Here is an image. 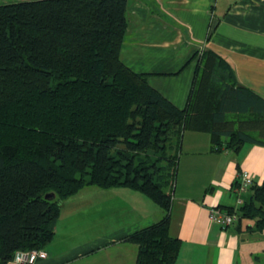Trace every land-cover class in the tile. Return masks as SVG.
Returning <instances> with one entry per match:
<instances>
[{"label": "trees", "instance_id": "trees-1", "mask_svg": "<svg viewBox=\"0 0 264 264\" xmlns=\"http://www.w3.org/2000/svg\"><path fill=\"white\" fill-rule=\"evenodd\" d=\"M127 3L0 5V264L42 250L63 202L88 186L158 205L162 219L126 241L134 264H176L181 242L168 226L184 132L207 133L215 151L264 146V98L214 52L200 55L183 109L122 63ZM250 189L237 222L264 232V180Z\"/></svg>", "mask_w": 264, "mask_h": 264}, {"label": "crops", "instance_id": "crops-1", "mask_svg": "<svg viewBox=\"0 0 264 264\" xmlns=\"http://www.w3.org/2000/svg\"><path fill=\"white\" fill-rule=\"evenodd\" d=\"M126 22L120 60L146 74L148 84L177 108L187 104L198 59L205 51L222 58L239 85L264 98V0H128ZM181 152L168 226L169 235L181 242L176 264H260L264 232L251 231L253 221L242 219L222 229L209 214L211 209L236 213L250 200V188L236 191L237 176L248 172L254 185L262 183L264 146L244 144L238 151H215L207 133L186 131ZM99 189L101 201L93 203L105 210L92 211L83 197L69 209L66 205L74 199L64 201L53 238L42 249L46 257L34 264H75L89 257L96 261L100 255L108 264L135 263L137 247L126 238L160 221L164 212L139 192ZM75 207L73 214H64ZM65 216H73L79 225L87 221L92 228L106 229L94 233L90 242L65 243L68 227L58 233Z\"/></svg>", "mask_w": 264, "mask_h": 264}, {"label": "rangeland", "instance_id": "rangeland-1", "mask_svg": "<svg viewBox=\"0 0 264 264\" xmlns=\"http://www.w3.org/2000/svg\"><path fill=\"white\" fill-rule=\"evenodd\" d=\"M19 1H30V0H0V5L1 4H7V3H15V2H19ZM181 154H182V152H181ZM88 187L89 188L84 189L80 194H78L80 192L79 191L77 193V195L72 196V198L70 197L71 199H74V201H73L74 203H72V204L69 203V204L66 205V207L69 206L68 207V209H69V208L74 207L75 204L79 205L80 202L83 201L80 198L83 197L84 199L85 198L87 199L85 201L90 202V205L93 206L92 211H94L95 209H104L105 210L106 206H104L102 204L97 205V203H93V202L101 201L100 198L98 197V191H97V189H99V188H97L95 186H88ZM90 188H92V189H90ZM101 190L102 189H99V192L102 193ZM88 205H89V203H88ZM68 209H66V211ZM76 209H77V207L73 208L71 211H68L67 213H64V214H73ZM91 214H90V211H89L87 213V217L90 218ZM82 218L85 220L84 217H82ZM77 224L78 223L75 222V218H73V216H65L64 218H62V220L60 222V225H59L58 233L59 234L62 233L61 228L65 229L66 227H68L67 228V232H65V234L68 235V239L64 240L65 243H67L68 241H70L71 243L74 242L76 244L79 243V242H81L83 244L87 243V242H90L91 240H93L94 233H98V232L106 229V227H104L102 225H100V227L98 229L92 228L90 225H88L89 223L86 221V223L84 222L82 225L78 224V228L76 230L75 227L77 226ZM78 229H81V230H78ZM75 230H76V233H77L76 236L74 235ZM260 243H261L260 245L263 247L262 249L264 251V239H261ZM63 248H64L63 245L59 246V249H63ZM103 256L104 255H102V256L100 255L99 258H96V261H93L92 257H89V258H86V259H84V260H82V261H80L78 263H75V264H108L106 262L105 257H103ZM262 262H264V252L262 253L261 263L260 264H262Z\"/></svg>", "mask_w": 264, "mask_h": 264}, {"label": "built area", "instance_id": "built-area-1", "mask_svg": "<svg viewBox=\"0 0 264 264\" xmlns=\"http://www.w3.org/2000/svg\"><path fill=\"white\" fill-rule=\"evenodd\" d=\"M237 177L239 184L236 191L238 193L250 188L254 184L253 179L248 172H240ZM209 219L218 224L222 229H225L237 221L238 215L235 212L211 209ZM45 257L46 253L43 250L16 251L11 262L13 264H34L37 259H43Z\"/></svg>", "mask_w": 264, "mask_h": 264}, {"label": "water", "instance_id": "water-1", "mask_svg": "<svg viewBox=\"0 0 264 264\" xmlns=\"http://www.w3.org/2000/svg\"><path fill=\"white\" fill-rule=\"evenodd\" d=\"M50 196L52 197L53 195H52V194H46V195H45V198H48V197H50Z\"/></svg>", "mask_w": 264, "mask_h": 264}]
</instances>
